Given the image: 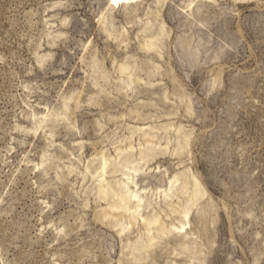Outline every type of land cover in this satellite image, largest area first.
Listing matches in <instances>:
<instances>
[{
    "label": "rangeland",
    "instance_id": "obj_1",
    "mask_svg": "<svg viewBox=\"0 0 264 264\" xmlns=\"http://www.w3.org/2000/svg\"><path fill=\"white\" fill-rule=\"evenodd\" d=\"M0 264H264V0H0Z\"/></svg>",
    "mask_w": 264,
    "mask_h": 264
},
{
    "label": "bare ground",
    "instance_id": "obj_2",
    "mask_svg": "<svg viewBox=\"0 0 264 264\" xmlns=\"http://www.w3.org/2000/svg\"><path fill=\"white\" fill-rule=\"evenodd\" d=\"M121 1V0H118ZM126 3L133 4V3H138L141 0H124ZM125 4V3H124ZM127 5V4H126Z\"/></svg>",
    "mask_w": 264,
    "mask_h": 264
}]
</instances>
